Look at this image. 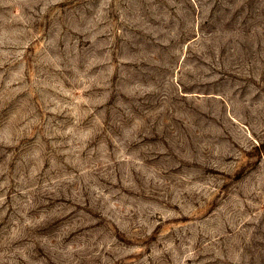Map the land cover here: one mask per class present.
<instances>
[{
    "label": "rangeland",
    "instance_id": "1",
    "mask_svg": "<svg viewBox=\"0 0 264 264\" xmlns=\"http://www.w3.org/2000/svg\"><path fill=\"white\" fill-rule=\"evenodd\" d=\"M0 264H264V0H0Z\"/></svg>",
    "mask_w": 264,
    "mask_h": 264
}]
</instances>
